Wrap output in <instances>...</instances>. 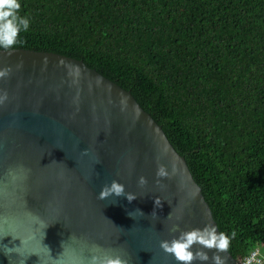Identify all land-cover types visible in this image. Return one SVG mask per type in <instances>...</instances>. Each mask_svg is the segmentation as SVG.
Returning <instances> with one entry per match:
<instances>
[{"label": "water", "instance_id": "water-1", "mask_svg": "<svg viewBox=\"0 0 264 264\" xmlns=\"http://www.w3.org/2000/svg\"><path fill=\"white\" fill-rule=\"evenodd\" d=\"M5 69L0 264H74L93 246L129 264H179L161 241L206 225L220 232L185 157L130 90L83 59L53 51L0 49ZM159 165L170 176L157 184ZM113 181L125 195L99 199ZM137 210L143 215L129 217ZM203 250L210 257L203 264H213L216 250ZM221 255L241 264L229 250Z\"/></svg>", "mask_w": 264, "mask_h": 264}, {"label": "trees", "instance_id": "trees-1", "mask_svg": "<svg viewBox=\"0 0 264 264\" xmlns=\"http://www.w3.org/2000/svg\"><path fill=\"white\" fill-rule=\"evenodd\" d=\"M12 48L72 56L130 90L201 186L229 251L264 247V0H20Z\"/></svg>", "mask_w": 264, "mask_h": 264}, {"label": "clouds", "instance_id": "clouds-1", "mask_svg": "<svg viewBox=\"0 0 264 264\" xmlns=\"http://www.w3.org/2000/svg\"><path fill=\"white\" fill-rule=\"evenodd\" d=\"M21 9L20 0H0V49H10L14 47L18 41L21 31H28L30 27V20L27 16H21L19 11ZM8 75V70H0V78ZM8 99L7 92L0 94V105ZM173 173L175 169L173 168ZM157 184L163 178H169L170 173L166 166L159 165L156 172ZM15 179V177H14ZM139 183L144 185L147 183L145 177H140ZM125 195V187L123 184L113 181L110 186H105L99 194V199L105 200L110 196ZM126 198L129 202L136 199L135 194L127 193ZM157 207L161 206V200H155ZM137 214L143 215L142 212L128 213L129 217L136 219ZM177 226L173 225L172 231H176ZM236 232L233 231L231 236L224 232H219L213 225H206L204 228L192 229L191 231H183L178 237L171 240H163L160 242V248L164 252L174 256L179 264H193L194 261L199 260L201 264L210 259L207 252L203 249H215L216 254L211 257L213 264H227V259L221 255L226 252L231 244V240L235 238ZM195 245H200L201 248L193 251ZM92 255L85 260L82 257H74V264H129L121 255H111L108 253L101 254L98 246H93L91 249ZM257 252H252L250 257L246 259L245 264H262L261 260H257ZM20 264H24L23 261Z\"/></svg>", "mask_w": 264, "mask_h": 264}, {"label": "built area", "instance_id": "built-area-1", "mask_svg": "<svg viewBox=\"0 0 264 264\" xmlns=\"http://www.w3.org/2000/svg\"><path fill=\"white\" fill-rule=\"evenodd\" d=\"M252 252H257L258 254H257V258L256 259L257 260H261L262 264H264V254H263V252L261 251V249L259 247L253 248L252 250H250V252L247 255H245L243 258H240L241 264H245L246 259L248 257H250ZM252 264H256V262L253 261Z\"/></svg>", "mask_w": 264, "mask_h": 264}, {"label": "rangeland", "instance_id": "rangeland-1", "mask_svg": "<svg viewBox=\"0 0 264 264\" xmlns=\"http://www.w3.org/2000/svg\"><path fill=\"white\" fill-rule=\"evenodd\" d=\"M262 250L264 251V247H262Z\"/></svg>", "mask_w": 264, "mask_h": 264}]
</instances>
